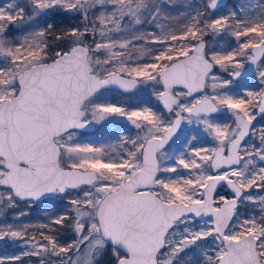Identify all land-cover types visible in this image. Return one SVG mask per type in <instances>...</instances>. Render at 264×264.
<instances>
[{"label":"snow or ice","instance_id":"6c2138e0","mask_svg":"<svg viewBox=\"0 0 264 264\" xmlns=\"http://www.w3.org/2000/svg\"><path fill=\"white\" fill-rule=\"evenodd\" d=\"M138 89L156 105L129 107ZM117 120L134 134H89ZM0 246L264 264V0L0 2Z\"/></svg>","mask_w":264,"mask_h":264},{"label":"rangeland","instance_id":"374dc122","mask_svg":"<svg viewBox=\"0 0 264 264\" xmlns=\"http://www.w3.org/2000/svg\"><path fill=\"white\" fill-rule=\"evenodd\" d=\"M0 2H5V0L4 1L0 0ZM197 2L198 0H193V3H197ZM239 2L240 0H229L227 5L231 7L232 5L239 3ZM223 11H227V8L223 9ZM115 91L118 92L119 90H115ZM124 96L126 97L125 102L128 104L129 107H139L141 105L155 106L157 103L155 101V98L152 96L150 89H138L137 91L133 93L124 94ZM121 98H122L121 96L116 97V99H121ZM115 125H121V126L118 127ZM98 129L99 130L96 129L95 131L90 132V133H93L96 136L97 140L100 142L112 139L116 135L121 134V133L134 134L135 132V129L131 128V126L128 125L127 121H123V120L114 121L113 123L103 128H100L98 126ZM201 136H203V134H201ZM200 142L206 143V146H211V143L209 141H206V139H201ZM25 219L26 221L33 222L29 220L28 217ZM12 248L18 249L14 247ZM7 255H10V254H7Z\"/></svg>","mask_w":264,"mask_h":264},{"label":"trees","instance_id":"16d2710c","mask_svg":"<svg viewBox=\"0 0 264 264\" xmlns=\"http://www.w3.org/2000/svg\"><path fill=\"white\" fill-rule=\"evenodd\" d=\"M115 126L120 127L121 125H115ZM90 134H93V133H90ZM28 218L29 220L33 222H45L46 221L45 215L43 214V212H40V211L33 212ZM15 252H18V249H13L12 247L0 246V255L13 254Z\"/></svg>","mask_w":264,"mask_h":264},{"label":"water","instance_id":"95a60500","mask_svg":"<svg viewBox=\"0 0 264 264\" xmlns=\"http://www.w3.org/2000/svg\"><path fill=\"white\" fill-rule=\"evenodd\" d=\"M228 1L229 0H223V2L225 3V4H228ZM96 129H92V130H90V132H93V131H95Z\"/></svg>","mask_w":264,"mask_h":264}]
</instances>
